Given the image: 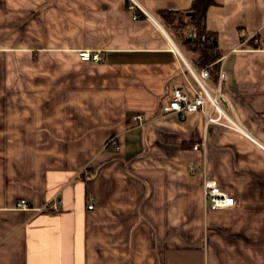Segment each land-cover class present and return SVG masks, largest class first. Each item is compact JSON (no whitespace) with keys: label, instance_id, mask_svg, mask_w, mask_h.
Here are the masks:
<instances>
[{"label":"crops","instance_id":"1","mask_svg":"<svg viewBox=\"0 0 264 264\" xmlns=\"http://www.w3.org/2000/svg\"><path fill=\"white\" fill-rule=\"evenodd\" d=\"M138 1L159 20L193 0ZM215 1L222 91L264 145V0ZM128 4L0 0V264H264V149L162 111L174 85L191 91ZM205 180L238 205L204 204Z\"/></svg>","mask_w":264,"mask_h":264},{"label":"built area","instance_id":"2","mask_svg":"<svg viewBox=\"0 0 264 264\" xmlns=\"http://www.w3.org/2000/svg\"><path fill=\"white\" fill-rule=\"evenodd\" d=\"M127 1L129 3L127 8L131 12V20L134 21L139 17H144L159 29L168 43L170 51L177 57L184 81L191 91V95H189L174 85L170 99L162 105V111L164 113H176L180 117H183L188 112L198 111L203 117L205 126L213 124L233 130L264 149V145L241 124L228 105L227 97L222 91V82L225 78L223 71L219 69L216 82H211L208 69H197L159 20L154 18L138 0ZM253 42L256 43V40L253 39ZM99 52L98 50L83 49L78 52V57L81 61L96 63L101 61ZM134 117L137 120L141 119L140 115H135ZM107 144H114V142L110 139ZM199 145V143L195 142L192 146L193 148H198ZM114 148L117 149L118 146L114 144ZM202 196L204 204L210 208L235 207L238 205V200L223 192L215 180H205L203 182ZM59 202L60 199H57L51 208L57 209ZM94 204V197L88 196L87 208L92 209ZM16 206L18 208H30L25 199H19L16 202Z\"/></svg>","mask_w":264,"mask_h":264},{"label":"trees","instance_id":"3","mask_svg":"<svg viewBox=\"0 0 264 264\" xmlns=\"http://www.w3.org/2000/svg\"><path fill=\"white\" fill-rule=\"evenodd\" d=\"M215 3V0L191 1L186 10L192 13L190 16H186L184 11L169 9L157 13L159 20L169 27L192 64L197 69H208L211 82L217 80L222 53L215 43V33L206 28L204 19L206 10ZM187 27L190 29L187 30ZM187 32L191 33L190 37L187 36Z\"/></svg>","mask_w":264,"mask_h":264},{"label":"rangeland","instance_id":"4","mask_svg":"<svg viewBox=\"0 0 264 264\" xmlns=\"http://www.w3.org/2000/svg\"><path fill=\"white\" fill-rule=\"evenodd\" d=\"M164 26H165V28H166V30H167V32H168V34L176 41V39L174 38V36H173V34H172V32L170 31V29H169V27L168 26H166L162 21H160ZM188 29H190V28H188L187 27V30ZM187 36L188 37H190L191 36V33L189 32H187ZM190 39V38H189ZM177 42V41H176ZM178 44V43H177ZM180 45V44H179ZM184 51V50H183ZM184 53H185V55L187 56V58L190 60V58H189V56L186 54V52L184 51Z\"/></svg>","mask_w":264,"mask_h":264},{"label":"water","instance_id":"5","mask_svg":"<svg viewBox=\"0 0 264 264\" xmlns=\"http://www.w3.org/2000/svg\"><path fill=\"white\" fill-rule=\"evenodd\" d=\"M191 14H192L191 12H187V13H186L187 16H188V15L190 16ZM188 40H190V39H188Z\"/></svg>","mask_w":264,"mask_h":264}]
</instances>
